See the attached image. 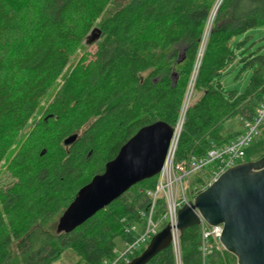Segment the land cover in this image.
<instances>
[{
	"label": "trees",
	"instance_id": "16d2710c",
	"mask_svg": "<svg viewBox=\"0 0 264 264\" xmlns=\"http://www.w3.org/2000/svg\"><path fill=\"white\" fill-rule=\"evenodd\" d=\"M115 1L114 10L105 14ZM215 1L0 0V37L14 30L19 9L34 11L23 49L0 59V160L7 142L16 140L15 133L64 77L83 40L96 34L94 53L64 77L29 129L22 154L12 161H17L14 182L0 188V264H53L68 248L79 262L103 264L116 257L117 238L131 239L127 226L142 224L139 212L147 209L146 194L154 189L156 176L130 187L73 231L57 232L56 226L78 191L103 172L139 128L155 121L176 124ZM260 26L264 0H221L192 86L200 97L185 111L176 161L230 141L240 132L225 136L222 123L252 119L264 101V54L240 60L247 67L256 65L241 94H224L218 80L236 59L233 49L244 42L231 47L232 38ZM70 135L76 139L65 145ZM162 207L158 200L152 218ZM199 243L198 226L183 230L182 264H201ZM224 255V260L214 255L211 263L236 264L234 256L225 250ZM147 264H175L171 247Z\"/></svg>",
	"mask_w": 264,
	"mask_h": 264
},
{
	"label": "water",
	"instance_id": "95a60500",
	"mask_svg": "<svg viewBox=\"0 0 264 264\" xmlns=\"http://www.w3.org/2000/svg\"><path fill=\"white\" fill-rule=\"evenodd\" d=\"M173 127L155 121L139 128L104 165L101 174L83 186L58 220L56 231L69 233L118 199L130 187L156 176L162 168ZM76 139L70 135L63 143ZM222 225L219 242L237 264H264V157L225 170L177 211L174 226L159 230L126 264H147L171 246V230L180 234L198 226Z\"/></svg>",
	"mask_w": 264,
	"mask_h": 264
},
{
	"label": "built area",
	"instance_id": "2783aa9c",
	"mask_svg": "<svg viewBox=\"0 0 264 264\" xmlns=\"http://www.w3.org/2000/svg\"><path fill=\"white\" fill-rule=\"evenodd\" d=\"M244 128L227 143L213 145L201 156H189L181 161L175 160V151L181 132L182 122L179 120L173 127L167 153L161 170L156 175L157 181L153 190L147 192L149 204L139 215L142 224L127 226L126 232L130 240L124 242V250L112 260L103 264H126L137 253H140L150 239L159 231V221L152 218L158 200H162L161 219L166 224L174 226L177 221V211L215 181L228 168L243 163L244 150L259 135V129L264 127V101L257 107L255 115L250 120H243ZM200 174L204 183L196 184L194 176ZM199 251L201 264H212L211 258L224 256V249L219 242L222 225H209L200 218ZM171 249L175 264L181 263L179 250V234L176 229L171 230Z\"/></svg>",
	"mask_w": 264,
	"mask_h": 264
},
{
	"label": "rangeland",
	"instance_id": "374dc122",
	"mask_svg": "<svg viewBox=\"0 0 264 264\" xmlns=\"http://www.w3.org/2000/svg\"><path fill=\"white\" fill-rule=\"evenodd\" d=\"M220 2L221 0L215 1L214 6L209 14L205 26L204 34L201 40L199 53L203 49L208 32L211 29L216 8L220 4ZM116 6H117V2L115 1L107 9L105 14H110ZM33 12L34 11L32 7L30 8L24 7L19 9V12L17 13L16 17H18V20L19 18L22 17L23 20L20 19L19 22L17 20V25L15 28L18 29L15 30L14 28V30H11L9 34L5 33L0 37V59L8 58L10 57V54L11 55L15 54L12 56H17V53H19L23 49V45L26 42V38L28 39V37L31 34L32 28H30L29 26H30L31 14ZM95 35L96 34L90 33L83 40L80 48L77 51H75V53L70 58L69 65L63 73L64 77L67 76L72 71V69L78 64V62L82 57L85 56L87 57L89 54L94 53L95 51L94 42L96 40ZM239 41H244V42L242 43L239 50L233 49L235 51L236 59L233 60L228 65V67L223 71L222 76H220V78L218 79L224 94H229L230 92L241 94L246 89L248 85V81L256 69V65H253L252 67H247L243 63H241L240 60L242 58L248 59L250 55L261 56L264 54V26L250 29L246 31L244 34L235 36L230 41V46L234 47V45ZM200 58L201 55L198 54L196 58L197 60L195 62L192 71V76H191L192 81L190 80L187 90L185 92L186 96L188 92L192 93L190 95V100L188 101V107H190L193 103H195L200 97V94L195 92V90H193L192 88L196 78V73L200 62ZM64 77L62 75L59 76V78L56 80V83L50 88L47 95L41 101L37 112L33 115L27 126L22 131L15 133V136L17 135L16 140L14 141L13 139L7 142V147L9 149H7L5 155L0 160V188L9 186L11 183L14 182L15 178L13 174L15 171V166L17 161L16 162H12V161L17 156L19 157L22 154V150L25 148L27 143L24 144L23 146L22 144L24 143L25 139H27L28 137L29 129L32 128L40 120L42 113L49 105L50 101L53 98V95L59 89V86L63 83ZM185 95H184V99H186ZM184 99L183 101L185 102ZM183 108H184V103L180 110V115L178 118L179 122L180 121L183 122L185 111L187 110V109L183 110ZM243 128H244L243 119L240 117H233L222 123L221 133L227 136L234 134L236 132H241ZM261 156L264 157V127H261L259 129V135L247 148H245L243 162L254 161L261 158ZM199 176L200 174H197L193 178L196 179V177ZM161 216H162L161 214H159L158 218H156V214H154L153 216V220L155 222L159 221V230H161L166 224L165 221L160 220ZM177 233L180 235L178 231ZM124 248H125L124 242L120 238H117L115 240V253L119 255L121 252H123ZM219 259L224 260L225 255L223 257H220ZM53 264H86V263L79 262V257L77 256V254L72 249L68 248L62 252L60 257Z\"/></svg>",
	"mask_w": 264,
	"mask_h": 264
},
{
	"label": "bare ground",
	"instance_id": "6f19581e",
	"mask_svg": "<svg viewBox=\"0 0 264 264\" xmlns=\"http://www.w3.org/2000/svg\"><path fill=\"white\" fill-rule=\"evenodd\" d=\"M207 33V32H206ZM204 42V41H203ZM199 55H201V52L199 53ZM192 93L191 92H188L187 93V96H186V99H185V102H184V108H183V110H185V109H187L188 108V101L190 100V95H191ZM180 120H181V118H180Z\"/></svg>",
	"mask_w": 264,
	"mask_h": 264
}]
</instances>
